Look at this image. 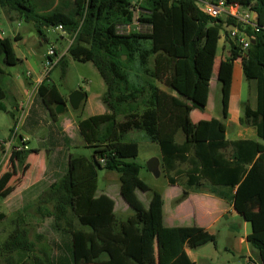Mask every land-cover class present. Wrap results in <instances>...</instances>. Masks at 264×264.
Instances as JSON below:
<instances>
[{
	"label": "trees",
	"instance_id": "16d2710c",
	"mask_svg": "<svg viewBox=\"0 0 264 264\" xmlns=\"http://www.w3.org/2000/svg\"><path fill=\"white\" fill-rule=\"evenodd\" d=\"M134 1L75 0L72 17L61 10L39 14L32 0H0L4 13L16 17H10L11 21L33 23L41 43L47 41L50 28L62 25L72 37L67 53L79 62H92L107 87L102 96L107 112L78 122L80 135L87 146L94 148L93 160L70 154L67 170L64 163L50 164L57 170L52 175L54 180L40 189L34 204L28 202L15 212V227L0 244V258L7 264H23L26 260L31 264H195L186 252L187 246H216V235L201 227L164 225L162 195L140 177L142 166L136 162L139 144L125 140L130 131L139 130L160 146L167 172L176 170L180 163H190L181 199L191 189L211 193L233 204L237 213L251 222L252 233L247 241L264 264V30L249 31L255 43L243 55L227 34L229 49L218 72L223 119L196 123L192 112L208 105L223 19L211 18L195 0ZM227 3L255 12L259 25H264V0ZM138 9L142 13L138 21L147 28L126 32V27L135 23ZM119 27H124V32ZM18 40L0 35V78L5 68L21 62L14 50V41ZM238 59H242L246 80L256 82L257 92L256 108L246 104L240 122L254 127L261 142H230L226 138L225 121ZM57 65H61L65 77V55ZM159 83L177 96L162 90ZM6 96L0 83L3 111H7L3 103ZM36 96L56 121L58 114L49 99L57 97L58 91L44 80ZM63 102L60 97L55 103ZM10 116L13 138L18 136V116L13 111ZM179 133L185 139L181 144L177 141ZM56 137L64 139L63 135ZM65 139L66 144H54L53 151L71 143L70 138ZM23 141L21 149L16 144L15 155L25 175L31 169L30 156L38 154L39 149L29 148L24 137ZM187 153L191 156L187 157ZM103 169L118 173L121 195L134 210L132 216H119L113 199L97 195L99 171ZM42 185L46 186V182ZM13 191L9 187L1 195L6 197ZM137 191L150 194L148 208ZM26 196L32 199L34 193ZM32 205L37 216L53 220L51 228L59 238L53 244L55 254L50 246H41L30 237L25 211ZM6 218L0 212V223Z\"/></svg>",
	"mask_w": 264,
	"mask_h": 264
},
{
	"label": "rangeland",
	"instance_id": "374dc122",
	"mask_svg": "<svg viewBox=\"0 0 264 264\" xmlns=\"http://www.w3.org/2000/svg\"><path fill=\"white\" fill-rule=\"evenodd\" d=\"M63 3L66 0H62ZM212 1V0H211ZM214 1V0H213ZM36 12L43 15H48V11L46 9L45 4L42 0H32ZM135 4L138 3V0L134 1ZM67 13L70 14L72 17L75 15V3L71 0H68L67 3ZM72 8V9H71ZM141 11L138 9L135 13V23L128 28L130 32H137L138 30H145L147 27L140 24L138 21V17L141 15ZM5 13L0 8V32L3 31L4 37H10L14 40V33H20L23 36V40L20 42L14 41L16 44V51L17 53L22 57V60L25 61L26 59L28 62L25 63H19L15 67H10L8 71L12 72L17 78L22 81L24 80V75L27 74V72H30V75L35 77L36 79L41 77V73L43 70V67L46 63V53L47 51L54 47V48H60V52H63L65 47L61 46L62 41L61 37H64V34L62 32H59V30H55L54 28H50L48 30V37L47 41H44L43 44L40 43L39 35L33 25L32 22H26L24 20H18L15 19V21H9L6 18H4ZM6 16V15H5ZM225 39H222V42H220V50H222V46L226 45L224 50L220 52V57L223 55H226L227 49H229L228 44H225ZM66 60L68 63V69L66 76L63 77L62 75V67L61 65H56L52 71L49 73V79L48 83L53 86V90L58 91V95L63 98L67 104L64 105V112L60 114L59 116L62 117H72V118H79V119H86L90 115H98L101 114L102 111H105V105L102 101V96L104 95L106 91V85L105 82L100 75L99 71L95 67V65L92 62H79L75 59H73L68 53L66 55ZM238 64L236 65V67ZM7 80V79H5ZM76 90H80L87 94V100H85L79 110H74L70 103L68 102L69 96ZM249 100H252L251 105L255 107L256 105V82L252 81L249 82ZM242 95L246 100L248 99V84L246 83L243 86ZM211 106L207 108L205 111L201 110H195L192 114V118L194 122H198L201 120H209L212 117H215L217 119H223L222 116V101H221V87L220 83L218 82V73L215 71L214 76L211 81ZM59 97V98H60ZM89 97V98H88ZM56 98L52 96L49 100ZM32 100V97H31ZM13 98L12 96L8 95L5 100H3V103L10 109L13 105ZM62 104V103H61ZM59 105V104H58ZM58 105L54 106L53 109L56 112ZM241 108H243V103H241ZM57 113V112H56ZM47 115L50 118V112L47 111ZM210 115V117H209ZM21 114L18 115L17 120V129L18 135H25L26 130L22 127H20L21 122L23 121L24 117L21 118ZM51 119V118H50ZM225 121V120H224ZM58 123V122H57ZM55 124L57 127L58 124ZM225 123L228 126L229 133H234V129H244L243 126L240 125L238 120H235V118L232 116L231 119H228L225 121ZM12 118L10 115L6 114L5 111L0 109V140H7L8 137H10V129L8 128L9 125L11 126ZM74 131H77L75 128H73ZM253 130H255L253 128ZM42 132H45V128L41 129ZM256 132V131H255ZM44 134V133H43ZM71 135V134H70ZM181 136V135H180ZM183 139V137L181 136ZM61 141L55 136V139H51L52 143L55 145L63 144V138H60ZM126 141H135L139 144L140 152L139 156L137 158V162L142 165V169L140 172L141 179L147 183L150 188L154 190L163 191L165 187L168 184V178L166 171L163 170V167L160 168V176H156L154 173L150 172L147 168V163L152 158H158V153H160L158 149V145H153L150 143L149 139L147 138V135L144 131H132L127 134ZM70 144L64 148L59 147L55 151L57 155H53L55 160L58 158V160L63 161L65 170H67L68 167V159L69 155L73 154L75 156H84L88 158L89 160H93L94 156V148L87 146L85 143L83 137L80 135V133L74 132V135H71ZM30 146L32 148H41L43 149V154L46 155L48 151L52 149V145L49 140H46L42 143H39L36 140H33L30 143ZM55 150V149H54ZM52 156V157H53ZM51 156L49 155V158ZM51 157V158H52ZM42 159H45L44 157H41ZM41 158L36 156L35 154L30 156L29 162H31V169L27 173V176L24 180V182H21V178L19 177V173H21L17 162L13 156L12 152H9L8 155L4 158L2 164L0 165V212L9 213V199L14 197L21 191L22 187H25L26 185L32 183L33 181L37 180L38 177L41 174V167H42V161ZM48 158V157H47ZM52 160V159H51ZM1 161V158H0ZM44 161V160H43ZM187 169L186 165H181L179 168V171H182V175L184 176L185 171ZM55 170V167L51 169V172ZM18 173V175H17ZM13 174H16L15 177ZM21 175H23L21 173ZM182 175L176 176L177 180L182 182L185 180ZM14 188L15 191L9 196L3 197L1 195V191L7 190V188ZM113 192V196L120 204L122 202V199L120 197L115 196V194H119L120 192V180L119 175L116 172L108 171L106 169L99 171V177H98V193H108L111 194ZM150 196V194H149ZM140 198L142 202L144 203L145 207L148 208V200L151 198L147 197L146 194H140ZM123 203V202H122ZM22 206L21 204H17L16 208H19ZM118 211L121 213L120 215L122 217H126L125 215L127 213L122 212V207L118 206ZM13 213V212H11ZM124 213V214H123ZM134 213V210H133ZM16 213L10 214L8 219L0 223V244L3 243L10 232L14 229V226L12 225V219H15ZM25 221L27 223V227L30 230V237L32 240L38 242V244L42 245H48L51 249L54 250V247L52 245L53 237H57L56 234L53 232V230L50 228V219H42L38 217L35 213V206H30L27 211H25ZM242 220L240 219V223ZM236 227L239 231H242V228L240 225L236 224ZM251 230V228H250ZM42 235L43 238L39 239L37 236ZM233 242H227L223 237H219L217 247L213 243H209L207 246H203L199 248L196 252V256H200L199 258V264H202L204 259L203 257L205 255H211V254H218V258H215L213 264H241L239 261V257L241 254L236 252L233 249ZM0 264H7L4 259L0 258ZM23 264H31L29 260H26Z\"/></svg>",
	"mask_w": 264,
	"mask_h": 264
},
{
	"label": "crops",
	"instance_id": "0c3cea01",
	"mask_svg": "<svg viewBox=\"0 0 264 264\" xmlns=\"http://www.w3.org/2000/svg\"><path fill=\"white\" fill-rule=\"evenodd\" d=\"M42 1L46 6L48 14L53 13L55 11H59V10L67 13L68 0H66L64 3L62 0H42ZM71 1L74 2L75 0H71ZM5 15H6V13H5ZM5 15H4V18H6L9 21H11L10 17H12V19L16 18V17H13L12 14H9L10 17L8 15H6V16ZM0 34H1V32H0ZM13 37L19 38L20 40H18V42L23 40V36L18 32L14 33ZM222 39H224V38H222ZM222 39L220 42H222ZM61 41L63 43V44H61V46L65 47V49L63 50V52H60V50H59L60 48H56L59 59L62 56L67 55L68 48L71 44L70 43L71 40L68 36L61 37ZM40 43H41V41H40ZM41 44H43V43H41ZM225 44H226V42H225ZM225 46L226 45L222 46L221 51H223V52L226 51V50H224ZM16 47L17 46L14 43L15 53H16L17 57L19 59H21L20 63H22V62L25 63V61L27 59L25 61L22 60V57L16 51ZM219 50H220V44H219ZM220 52L218 51L217 59H216L215 66H214V72L216 71L217 73L219 72L221 61L224 60L227 56L228 49H227L226 55H223L221 57H220ZM27 62H28V60L26 61V63ZM237 64H238V66L236 67ZM13 67H15V66H13ZM8 69H10V67H7L4 69L6 73H5V75L1 76L0 83L2 84L4 89L6 90L7 96L8 95L12 96L14 101H13V105L11 106L10 109L4 104L5 107L7 108V111H5V112H6V114L10 115V112L13 111L15 113V116H18L24 110V119L21 122L20 127L21 128L23 127L26 130V133H25V135L23 134L21 136H23L24 140L26 142H28L29 148L39 149V153L35 154L36 156H38L40 158L44 157L45 159L41 158L42 167H41V174L38 177V179L33 181L32 183L26 185L25 187H22L21 191H19V193L17 195H15L11 199H9V201L7 202V203H9V208H8L9 213L3 212L7 215V218L5 220L8 219L10 214H13L19 210L24 209V207L28 205V202H30L29 204H34L35 200L38 198V195L40 194V189H44V188L48 187L47 185H50V182H52V180H54L52 177L53 172L57 173V170H53L51 172V166H50L51 163L56 162V164L58 163V165L63 164V161H61V160L59 161L58 158L53 160L54 159L53 155L54 154L57 155L56 152L53 151V147L50 150V152L48 151V153L46 155H44L43 149H41L40 147L39 148H37V147L32 148L30 146V143L33 140H36L39 143H42L46 140H49L51 145L54 146L51 139L55 138L54 137L55 135L56 136L57 135H59V136L63 135L64 136L63 141L66 144L65 138L71 139V135H74V132L78 131V133H79L78 122L80 120L79 118H72V117H68V118L64 117L62 119V117L59 116L60 114H58V118L56 121L53 120L51 117H50L51 118L50 119L47 115L48 109L44 106V104L42 103V100L37 98V96H36L37 95V88H38L39 84L42 83V82H40V80L43 78L42 73L40 74L41 77L36 79L35 77L31 76L32 74L30 75V72H27V74L24 75V77H25L24 80L20 81L17 78V76L15 75L16 73L13 74L12 72L8 71ZM43 70H44V67H43ZM49 75L45 79H43V81L48 80ZM213 76H214V73H213ZM5 79H7V80H5ZM246 83L248 84V99L247 100L242 95L243 86ZM158 86L162 90L167 91L174 96H177V94L175 92L170 91L163 84L159 83ZM106 90H107V87H106ZM249 94H250L249 82L246 80L244 72H243L242 59H238L234 64L233 83H232V89H231V95H230V101H229L228 119H231L233 116L235 118V120L239 121L240 125L243 126L244 129H237V130L234 129L235 130L234 133L232 134V132H231V134H230L228 126H227L226 138L230 142H236V141H242V140H252V141H257V142L260 141V139L257 136V131L254 127L243 125L240 122L241 117H243V108L246 104H249L253 109L256 108V105H255V107L251 105V102H252V100L255 99V97H253V99L249 100V98H250ZM7 96H6V98H7ZM255 96H256V93H255ZM31 97H32V100H31ZM59 97L60 96L58 95L56 98H53V99H51V101L50 100L49 101L54 106H56L57 103H55V102L59 99ZM85 100H87V97ZM241 103H243V108H241ZM62 104L65 105V104H67V102H63ZM256 104H257V97H256ZM210 106H211V96L209 95L208 105L205 107L204 110H201V111H205ZM211 107H213V106H211ZM106 112H107V107L105 106V111H102L101 114H104ZM193 112H192V114H193ZM90 116H93V114ZM209 117H210V115H209ZM212 118H215V117H212ZM29 119H30V121H29ZM206 121H208V120H201V122H206ZM12 123H13V120H12ZM56 123L58 124L57 127L55 126ZM12 126L13 125L11 124V126L9 125L8 128L11 130ZM44 128L46 131L42 132L41 129H44ZM73 128H75L77 131H74ZM253 128L255 130H253ZM132 131H139V130H132ZM132 131H130V132H132ZM17 134H18V132H17ZM180 135L183 137V139L181 138ZM17 137H15L14 141H13V138H10V137H8L7 140H0V143L1 142H8V147L6 148V152H3V149L0 147V158H1L0 165L2 164L4 158L8 155L9 152H12L14 154V158L16 160L15 154H16L17 150L15 149V147L17 144V142H16ZM200 137H201V135H200ZM202 137H203V134H202ZM184 140L185 139H184L183 134L179 133L177 136L178 143L181 144L184 142ZM150 143H152L153 145H158L157 143H153L151 141H150ZM18 146H20V145H18ZM157 147L160 151V153H158V155H157L158 159L160 160V168L163 167V170L166 171L167 178H168V184L163 191L155 190V191L159 192L163 198V202H164V204H163V222H164V225L166 227H201V228L205 229L206 231H208L209 233L216 235L217 244H218L219 237H223L227 242H233L234 243L233 249L236 252H238L239 254H241L239 257V261L241 262V264H248L249 260H252L255 264H261L257 252L255 250H253V248L251 247V245L247 241L248 235L252 233L251 222L246 220L244 217L240 216L237 213V211L235 210L233 204L228 203L224 199H222L218 196H215L211 193L199 192V191H195L194 189H191L189 195L186 198L181 199L183 196L184 187H185L186 180H187V174L189 172V168L191 165L188 161H186V162L180 163V165L177 166L176 170L171 171V172H167V170L164 167L163 161H162L163 154H162L161 148L159 145ZM139 152H140V148H139ZM49 155L51 157L52 156L53 157L49 158ZM190 156H191V154L187 153V157H190ZM137 158H136V160H137ZM183 164L187 166V169L185 171L184 176L182 175L183 174L182 171L181 172L179 171L180 166ZM27 173L25 175H21V173H19V177L21 178V182H24V180L27 176ZM15 175L16 174H14V177H15ZM17 175H18V173H17ZM181 175H182V177L185 178V180H183L182 182L178 181L177 177H176V176L180 177ZM169 177H171L174 182H171ZM45 182H46V186H43L42 184ZM14 191H15V189H14ZM32 192L34 193V197L32 199L26 198L27 193L29 196V193H32ZM110 192H111V194L104 193V192L103 193L97 192V195L100 196L102 194H105L108 197H110L111 199H113L115 202V212L119 216H121L120 215L121 213H119V211H118L119 205L122 207V212L127 213L125 215L126 217L132 216L134 214L133 209L124 200V198L121 195V191L119 192V194H117V195L115 194V196L120 197V199H122L123 203L121 202L120 204H118V202L114 198L113 192L112 191H110ZM141 193L146 194L147 197H150L149 193H143L141 191H137V195L139 198H140ZM150 199L148 200V202H149L148 204H150ZM28 200H30V201H28ZM17 204H21L22 206H20L19 208H16ZM148 207H149V205H148ZM11 212H13V213H11ZM42 219H50L51 220L50 223L52 224V221H53L52 218H42ZM240 219L242 220L241 223H240ZM13 220L14 219H12L11 222H12V225L15 227V223L13 222ZM51 224H50V228H51ZM236 224H238V226L240 225V227L242 228V231H239L237 229ZM250 228H251V230H250ZM58 240H59L58 237H56V238L53 237L52 245L55 242H57ZM216 247H217V245H216ZM198 249L199 248L192 249L189 246L186 247V252H187L188 256L190 257V259L195 264H199L200 256H198V258L196 256L197 255L196 252ZM53 253L55 254V251ZM218 257L219 256H218L217 252H216V254L205 255L203 257L204 261L202 264H213L215 258H218Z\"/></svg>",
	"mask_w": 264,
	"mask_h": 264
},
{
	"label": "built area",
	"instance_id": "2783aa9c",
	"mask_svg": "<svg viewBox=\"0 0 264 264\" xmlns=\"http://www.w3.org/2000/svg\"><path fill=\"white\" fill-rule=\"evenodd\" d=\"M198 6L208 14L211 18L214 19H223V29H222V38L228 36L236 42V45L240 48L242 55L247 53L249 50L252 40L254 39L252 35L249 33L259 32L261 29L264 30V25L260 26L257 20V14L255 12L245 10L241 8L239 5H229L227 0H195ZM230 20V21H229ZM230 22V23H229ZM130 26L126 27V32H130L128 30ZM55 30H59L62 32L64 36H68L72 43L71 35H68L63 26L59 25L54 28ZM121 32H124V27H119ZM1 35H4V32L1 31ZM59 56L57 55L56 48H50L46 53V63L44 66V70L42 71L43 78L40 82L45 79L52 69L58 64ZM40 85V84H39ZM24 117V110L21 113V118ZM20 118V120H21ZM15 137H13V141ZM0 147L3 149V152H6V148L8 147V142H1ZM21 149L22 146H19ZM6 156V155H5ZM101 163H105L104 159H101ZM248 264H255L252 260L248 261Z\"/></svg>",
	"mask_w": 264,
	"mask_h": 264
},
{
	"label": "water",
	"instance_id": "95a60500",
	"mask_svg": "<svg viewBox=\"0 0 264 264\" xmlns=\"http://www.w3.org/2000/svg\"><path fill=\"white\" fill-rule=\"evenodd\" d=\"M252 43H255L254 40H252ZM87 95L86 93L76 90L74 91L68 98V102L70 103L71 107L74 110H79L82 102L86 99ZM64 111V105L59 104L57 107V114H61ZM16 142L18 145L24 147V141L23 137L20 135L17 137ZM147 168L150 172L154 173L156 176H160V160L158 158H152L147 163Z\"/></svg>",
	"mask_w": 264,
	"mask_h": 264
}]
</instances>
